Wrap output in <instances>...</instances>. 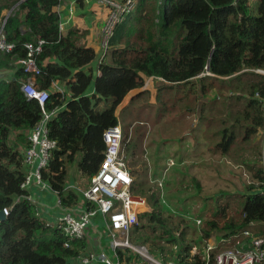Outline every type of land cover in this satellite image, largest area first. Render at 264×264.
Here are the masks:
<instances>
[{"label":"trees","instance_id":"16d2710c","mask_svg":"<svg viewBox=\"0 0 264 264\" xmlns=\"http://www.w3.org/2000/svg\"><path fill=\"white\" fill-rule=\"evenodd\" d=\"M60 4L0 0V17L14 9L4 29L15 43L12 53L0 52V73L13 72L12 80L0 78V210H8L0 224V264H68L87 248L85 240H70L56 226H47L24 198L23 154L28 132L41 118L38 102L20 90L29 77L39 90L49 91L45 109L57 110L48 123L57 148L42 178L62 207L73 208L79 200L66 185L69 163L79 158L77 169L90 180L103 160V132L118 123L116 109L131 90L142 89L152 78L159 82L155 104L144 99L149 90H142L119 114L127 116L121 127L131 191L147 204L129 241L176 264H213L222 249L249 250L254 239L264 237V0H139L126 36L120 29L110 42L122 46L111 50L110 44L109 60L99 63L96 77L89 67L96 52L80 43L82 32L64 36L59 29ZM37 40L44 42L34 57L38 73L25 72L17 62L26 57L25 44ZM56 83L64 89H56ZM103 103L106 107L99 110ZM153 109L152 123L144 113ZM196 115L208 148L242 165L251 177L245 193L227 196L202 223L201 239L215 237L218 243L208 263L202 250L191 255L188 221L166 208L161 189L149 182L146 130L135 124L188 122ZM111 254L127 262L135 259L130 250Z\"/></svg>","mask_w":264,"mask_h":264},{"label":"built area","instance_id":"2783aa9c","mask_svg":"<svg viewBox=\"0 0 264 264\" xmlns=\"http://www.w3.org/2000/svg\"><path fill=\"white\" fill-rule=\"evenodd\" d=\"M138 1H97L99 5L107 10L99 32L100 62L105 58L110 48L115 30L134 14ZM13 11L14 9L4 11L0 17V52L6 54L12 53L15 49V43L7 40L4 29L6 20ZM60 28H62L61 25ZM43 43V40H37L25 44L26 57L17 62L24 67L25 72L38 73L34 57L42 51ZM20 90L27 98L35 99L41 108L39 122L28 132V146L24 150L23 163L25 171L26 167L31 169L26 171L21 188L26 189L28 185L36 184L42 189H50L49 185L43 181L42 171L47 169L51 153L57 148L56 140L50 138L48 133V123L53 119L57 110L47 111L45 109L49 91L39 90L34 84L33 77L22 80ZM122 137L123 131L120 122L103 132L102 138L105 145L103 160L98 171L90 178L89 186L85 190H80L82 201L76 205L75 210L66 211L52 226L62 230L70 240H83L87 235L88 227L95 224L93 219L99 216L102 224H104V234L107 237V246L110 252L130 250L135 259L127 262L112 254L111 256L108 255L104 250L100 252L88 251L79 253L68 264H176L172 261H160L152 257L146 247L135 246L129 241L128 234L133 226L137 225L138 216L147 204L144 198L134 195L131 191L133 179L124 160ZM173 165V160L169 159L167 166L171 167ZM155 183L161 189L162 197L163 182L158 180ZM162 203L165 204V201L162 200ZM196 224L200 225L201 222L196 220ZM215 248L214 242L205 243L202 254L207 263L210 261L211 252ZM195 253L196 249L193 247L191 255ZM212 261L213 264H264V237L254 239L251 248L247 251L238 249L218 251L213 256Z\"/></svg>","mask_w":264,"mask_h":264},{"label":"rangeland","instance_id":"374dc122","mask_svg":"<svg viewBox=\"0 0 264 264\" xmlns=\"http://www.w3.org/2000/svg\"><path fill=\"white\" fill-rule=\"evenodd\" d=\"M96 53L98 57L94 60V64L100 56L99 51ZM158 83L150 79L146 81L147 90L150 91L144 99L146 98L151 104H155L154 89ZM127 99L128 97L119 107L126 104ZM140 101H142L141 98L133 105ZM105 107L103 103L98 109L102 110ZM118 113L117 109L116 116L119 115ZM144 114V118L153 123L151 117L155 115V110L146 111ZM125 119L127 120V116ZM125 119L123 115L120 117L122 125L126 124ZM128 120L132 121L131 117ZM165 120L159 121L156 125L150 122L135 123L146 130L144 160L148 168V180L149 182L155 178L162 180L164 206L174 211L175 214L182 215L188 221L187 240L198 252L203 249L205 243L214 242L212 238L207 242L204 241L200 234L202 223L210 216L212 207L222 203L227 196L245 193L251 177L242 165L227 156L215 154L208 148L207 143L202 139L203 124L199 123L197 115L188 122L177 123L175 121L174 124H169ZM188 123H192L193 129H186ZM14 138L15 136H12V143ZM262 149L264 158L263 144ZM169 159L174 162L171 167L167 166ZM78 160L79 158H76L67 166L69 182L67 186H74L73 190L80 200V190L87 188L88 180L78 171ZM263 163L262 159V165ZM196 220H199L201 224L197 225Z\"/></svg>","mask_w":264,"mask_h":264},{"label":"crops","instance_id":"0c3cea01","mask_svg":"<svg viewBox=\"0 0 264 264\" xmlns=\"http://www.w3.org/2000/svg\"><path fill=\"white\" fill-rule=\"evenodd\" d=\"M97 1L98 0H61V4L57 8L58 12L60 13V25L62 26V28H60V25H59V29L61 33L65 36L67 35L69 31L78 29L80 32H82V35L80 37V43L83 46L93 48L95 52L97 51L100 52L99 54L100 56L97 59L96 64H94V61H93L89 66L93 70L95 77L99 75L98 65L100 63V58H101L99 32L105 20L106 14H107V10L103 6L99 5ZM134 14L126 22L118 26L117 29L115 30V33L116 31L118 32L121 29L123 30V32H125L124 33V37H125L128 31V25L131 19L133 18ZM23 31H25V28L23 29ZM116 46L121 47L122 45H116L113 43L111 44L110 49L111 50L115 49ZM110 49L107 51L105 58L103 60L105 61L109 60L108 53L110 52ZM97 57L98 56L96 53V58ZM0 78H4L6 80H12L13 72H1ZM147 79H150V81H154V79L152 78H146V81ZM55 88L63 90L64 86L62 83H56ZM147 89L148 88L145 82V85L142 89L131 90L123 99L124 101L128 97L127 99L128 102L126 104H123L122 107L118 106L117 108L119 110L118 114H120L121 110L126 107L129 101L135 95L140 93L142 90H147ZM93 90H94V87H93V82H92L88 95L93 94ZM154 99H155V94H154ZM117 120L121 124L119 115L117 116ZM17 145H19V150L23 149L24 147L20 145L18 142H17ZM263 166H264V163H263ZM30 169H31L30 167H26V171H29ZM158 180L160 179L155 178L153 180H150V182L155 183ZM68 183L69 182L67 181V184ZM89 184H90V181L88 180L87 187L89 186ZM69 188L73 189L74 186L69 187ZM26 192H27V195L24 198H26V200H28L35 207V212L37 213L39 219L43 221L45 224L51 225V226L54 225L56 223V220L60 216H62L66 211L75 210L76 205L81 202V198H82L80 195V200H78L77 204L73 208H64L60 205L58 196L54 192H52L50 189H42L36 184H30L27 186ZM146 209H147V206L144 208V211H146ZM93 223L95 224L88 227L87 235L83 239L87 243V248L85 250L80 251V253H85L88 251L100 252L104 250L108 255L111 256V252L107 246V237L104 234V230H105L104 224H102L101 218L99 216H96L93 219ZM212 241H214L215 245L218 244L215 237L212 238ZM221 242H225V240H221ZM240 251H243V250H240Z\"/></svg>","mask_w":264,"mask_h":264},{"label":"water","instance_id":"95a60500","mask_svg":"<svg viewBox=\"0 0 264 264\" xmlns=\"http://www.w3.org/2000/svg\"><path fill=\"white\" fill-rule=\"evenodd\" d=\"M8 213L6 210H0V224L6 220Z\"/></svg>","mask_w":264,"mask_h":264},{"label":"clouds","instance_id":"9594fccd","mask_svg":"<svg viewBox=\"0 0 264 264\" xmlns=\"http://www.w3.org/2000/svg\"><path fill=\"white\" fill-rule=\"evenodd\" d=\"M102 62V61H101ZM264 140V139H263ZM263 145H264V142H263ZM263 162H264V160H263ZM90 181V180H89ZM24 190H26V189H24ZM85 190V189H84ZM135 195V194H134ZM4 210H6V212L8 213V210L7 209H4ZM144 212V211H143ZM142 212V213H143ZM202 251H203V249H202ZM197 252V251H196ZM172 262H174V261H172Z\"/></svg>","mask_w":264,"mask_h":264},{"label":"bare ground","instance_id":"6f19581e","mask_svg":"<svg viewBox=\"0 0 264 264\" xmlns=\"http://www.w3.org/2000/svg\"><path fill=\"white\" fill-rule=\"evenodd\" d=\"M142 210L144 211V209L142 208Z\"/></svg>","mask_w":264,"mask_h":264}]
</instances>
